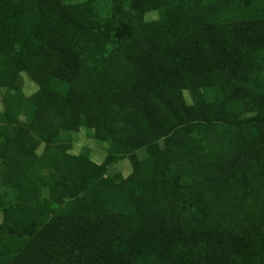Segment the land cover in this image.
<instances>
[{
	"label": "trees",
	"instance_id": "1",
	"mask_svg": "<svg viewBox=\"0 0 264 264\" xmlns=\"http://www.w3.org/2000/svg\"><path fill=\"white\" fill-rule=\"evenodd\" d=\"M0 264H264V0H0Z\"/></svg>",
	"mask_w": 264,
	"mask_h": 264
},
{
	"label": "rangeland",
	"instance_id": "2",
	"mask_svg": "<svg viewBox=\"0 0 264 264\" xmlns=\"http://www.w3.org/2000/svg\"><path fill=\"white\" fill-rule=\"evenodd\" d=\"M84 0H64L66 4L80 3ZM100 4V3H99ZM102 4V3H101ZM153 15H148V18H152ZM36 90L34 84H32L25 76H23V92L26 96L31 95ZM187 98V96H186ZM25 114H23L24 118ZM69 138L72 144L71 153L75 155L84 154L88 155L92 162L96 164H101L106 156L105 147L96 145L92 140H90L89 135L86 131L81 130L73 135H64L58 142H64L65 139ZM130 164L127 160L115 165V170L120 171L125 177L130 174Z\"/></svg>",
	"mask_w": 264,
	"mask_h": 264
}]
</instances>
